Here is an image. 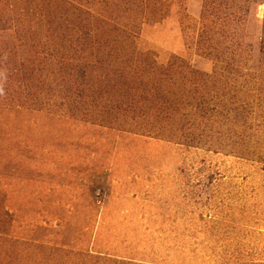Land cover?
I'll return each instance as SVG.
<instances>
[{"label": "rangeland", "instance_id": "1", "mask_svg": "<svg viewBox=\"0 0 264 264\" xmlns=\"http://www.w3.org/2000/svg\"><path fill=\"white\" fill-rule=\"evenodd\" d=\"M0 264H264V0H0Z\"/></svg>", "mask_w": 264, "mask_h": 264}, {"label": "clouds", "instance_id": "2", "mask_svg": "<svg viewBox=\"0 0 264 264\" xmlns=\"http://www.w3.org/2000/svg\"><path fill=\"white\" fill-rule=\"evenodd\" d=\"M8 54H0V98L7 95L6 85L9 79V70L7 67Z\"/></svg>", "mask_w": 264, "mask_h": 264}]
</instances>
